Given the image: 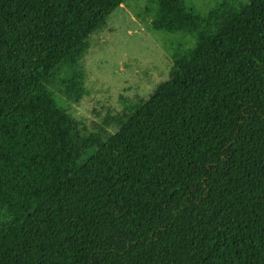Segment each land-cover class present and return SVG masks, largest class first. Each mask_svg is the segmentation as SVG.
<instances>
[{"label":"trees","instance_id":"1","mask_svg":"<svg viewBox=\"0 0 264 264\" xmlns=\"http://www.w3.org/2000/svg\"><path fill=\"white\" fill-rule=\"evenodd\" d=\"M125 1L0 0V264H264V0H150L195 46L86 137L44 85Z\"/></svg>","mask_w":264,"mask_h":264},{"label":"rangeland","instance_id":"2","mask_svg":"<svg viewBox=\"0 0 264 264\" xmlns=\"http://www.w3.org/2000/svg\"><path fill=\"white\" fill-rule=\"evenodd\" d=\"M185 1L204 17L222 0ZM153 18L150 0H126L88 37L80 58H66L50 74L46 91L83 136L115 135L130 109L148 101L175 60L195 46L194 35L156 31Z\"/></svg>","mask_w":264,"mask_h":264}]
</instances>
